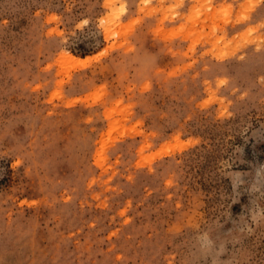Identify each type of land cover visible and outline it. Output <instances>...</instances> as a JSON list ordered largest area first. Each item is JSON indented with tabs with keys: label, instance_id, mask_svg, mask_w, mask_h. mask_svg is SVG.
Wrapping results in <instances>:
<instances>
[{
	"label": "rangeland",
	"instance_id": "obj_1",
	"mask_svg": "<svg viewBox=\"0 0 264 264\" xmlns=\"http://www.w3.org/2000/svg\"><path fill=\"white\" fill-rule=\"evenodd\" d=\"M0 264H264V0H0Z\"/></svg>",
	"mask_w": 264,
	"mask_h": 264
},
{
	"label": "bare ground",
	"instance_id": "obj_2",
	"mask_svg": "<svg viewBox=\"0 0 264 264\" xmlns=\"http://www.w3.org/2000/svg\"><path fill=\"white\" fill-rule=\"evenodd\" d=\"M62 57L67 62H76V63H83L86 64V62L91 60V57H86L84 60L74 59L69 53H63ZM98 57V56H97Z\"/></svg>",
	"mask_w": 264,
	"mask_h": 264
}]
</instances>
